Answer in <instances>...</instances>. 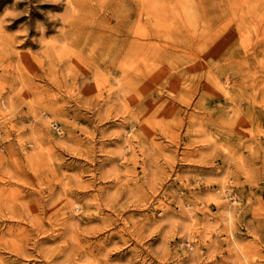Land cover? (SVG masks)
<instances>
[{"label":"rangeland","instance_id":"rangeland-1","mask_svg":"<svg viewBox=\"0 0 264 264\" xmlns=\"http://www.w3.org/2000/svg\"><path fill=\"white\" fill-rule=\"evenodd\" d=\"M245 263L264 0H0V264Z\"/></svg>","mask_w":264,"mask_h":264},{"label":"clouds","instance_id":"clouds-1","mask_svg":"<svg viewBox=\"0 0 264 264\" xmlns=\"http://www.w3.org/2000/svg\"><path fill=\"white\" fill-rule=\"evenodd\" d=\"M8 12H9V10H6V11H5V15H7ZM49 15H50V16H55V15H58V14H52V13H49ZM37 26H38V27H37V30L40 31L41 33H44V32L46 31V28H45L42 24H40L39 22H38ZM33 39L36 40V41L39 40V38H36V37H33Z\"/></svg>","mask_w":264,"mask_h":264},{"label":"bare ground","instance_id":"bare-ground-1","mask_svg":"<svg viewBox=\"0 0 264 264\" xmlns=\"http://www.w3.org/2000/svg\"><path fill=\"white\" fill-rule=\"evenodd\" d=\"M70 2H71V0H70ZM231 198H232V197H231ZM229 215H230V214H229ZM229 215H228V217H229ZM231 215H232V213H231ZM230 217H231V216H230ZM231 218H232V217H231ZM228 219H229V218H228ZM231 220H232V219H231ZM228 221H229V220H228ZM229 223H230V222H229ZM232 223H233V222H232ZM229 225H230V224H229ZM231 227H232V226H231ZM232 241H233V240H232ZM235 242H236V241H235ZM233 244H234V243H233ZM233 246H234V245H233ZM238 246H239V245H238ZM238 246H237V247H238ZM238 248H239V247H238ZM239 250H240V249H239ZM241 250H242V249H241ZM241 252H242V251H241ZM245 256H246V255H245ZM245 256H244V257H245ZM238 257H239V256H238ZM238 259H239V258H238ZM243 259H244V258H243ZM241 261H243V260H241ZM245 264H246V263H245Z\"/></svg>","mask_w":264,"mask_h":264}]
</instances>
